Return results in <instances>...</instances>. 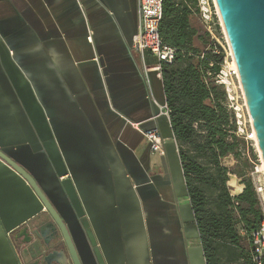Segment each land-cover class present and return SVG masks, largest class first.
I'll use <instances>...</instances> for the list:
<instances>
[{"label":"crops","instance_id":"0c3cea01","mask_svg":"<svg viewBox=\"0 0 264 264\" xmlns=\"http://www.w3.org/2000/svg\"><path fill=\"white\" fill-rule=\"evenodd\" d=\"M138 25V0H0V149L45 191L84 264H208L161 72L131 47ZM41 216L0 159V264H18L9 235Z\"/></svg>","mask_w":264,"mask_h":264},{"label":"trees","instance_id":"16d2710c","mask_svg":"<svg viewBox=\"0 0 264 264\" xmlns=\"http://www.w3.org/2000/svg\"><path fill=\"white\" fill-rule=\"evenodd\" d=\"M160 36L176 49L172 63H162V81L171 127L179 143L208 264H257L254 232L264 214L255 186L232 195L223 159L241 158L246 141L236 134L235 113L225 87L216 79L227 52L208 31L193 24L197 0H164ZM216 35L224 39L218 24ZM254 159L258 155L252 148ZM264 259V257H263ZM264 264V262H263Z\"/></svg>","mask_w":264,"mask_h":264},{"label":"water","instance_id":"95a60500","mask_svg":"<svg viewBox=\"0 0 264 264\" xmlns=\"http://www.w3.org/2000/svg\"><path fill=\"white\" fill-rule=\"evenodd\" d=\"M216 4L223 28L228 35L229 47L234 53V59L238 66L239 79H241L243 93L258 139L259 151L264 161V0H216ZM0 159L12 166L28 181L51 216L52 221L46 227L40 228L39 224L35 222L31 224V219H29L26 225L13 235L16 241L22 235L26 237L20 242L22 251L25 253L29 251L30 247H36V252L31 254L36 260L28 264H84L67 223L34 176L2 149H0ZM242 191L241 189L233 194L237 195ZM45 229L52 233L59 231L63 237L65 248L51 250L53 246L48 242V239L45 240V243L40 242L39 235L44 234ZM11 246L15 250L13 241H11ZM30 251L32 253V250Z\"/></svg>","mask_w":264,"mask_h":264},{"label":"built area","instance_id":"2783aa9c","mask_svg":"<svg viewBox=\"0 0 264 264\" xmlns=\"http://www.w3.org/2000/svg\"><path fill=\"white\" fill-rule=\"evenodd\" d=\"M163 2L164 0H138L139 25L137 32L133 36L134 39L132 43V48L136 49L141 55L142 67L145 69H154L159 72L162 71V63H172L176 56V49L173 46L171 47L168 44H165L163 38L160 36V21L163 17L164 10ZM197 5L199 18L203 23L205 30L213 35V37L223 46L220 37L216 35L217 25L219 24L221 28H223L216 0H197ZM89 39H91L90 36ZM147 57L156 60L153 67L148 65ZM221 65L222 68L216 79L219 83L224 85L226 95L228 96V106L235 113V124L237 125L236 134L246 141V145L240 147L241 155L250 162L252 161L254 164L259 161L263 164L261 156L254 159L252 154V148L254 151L258 148L257 139H255L256 132L254 124H252L250 111L247 107L246 97L243 93L238 71L234 65H228V55ZM234 76L239 82L240 91L237 89V83L236 80H234ZM165 108V112L169 114L167 106H165ZM133 124L135 126L139 125L138 123ZM144 136L147 142L150 143L153 152H164V142L160 128L145 129ZM254 169L255 170H252L250 175H254L256 172L258 173L261 171L258 164L254 166ZM252 182L255 186L257 198L259 199L264 214V182L259 178H253ZM253 250V260L257 264H263L264 218L259 228L254 232Z\"/></svg>","mask_w":264,"mask_h":264},{"label":"rangeland","instance_id":"374dc122","mask_svg":"<svg viewBox=\"0 0 264 264\" xmlns=\"http://www.w3.org/2000/svg\"><path fill=\"white\" fill-rule=\"evenodd\" d=\"M197 26L201 29L204 30V25L203 23L201 24L200 20H198V24ZM222 31V35L224 36V39L220 38L224 49L227 52L228 55V65H231L233 62V57H232V50H230L229 47V43L227 40V35L225 34L224 28H221ZM234 80H236L237 83V89L239 90V82L236 79V77L234 76ZM258 146V144H257ZM256 154H258V157H260V151L259 148H256L255 150ZM262 157V156H261ZM223 164L228 166L230 169L233 170V172H230V176H229V180H228V185L231 188V192L235 193L236 191H241L244 190L245 188V184H244V180L246 178H249L251 180H253V178L257 179H261L262 182H264V169H262V163L261 161L256 162L255 164L251 161H249L248 159H246L244 156H242L241 158H238L234 155H228L223 159ZM259 165V168L261 169L260 172H256L254 175H250L252 170L254 169V166ZM236 264H241V262H238Z\"/></svg>","mask_w":264,"mask_h":264},{"label":"flooded vegetation","instance_id":"af4514ba","mask_svg":"<svg viewBox=\"0 0 264 264\" xmlns=\"http://www.w3.org/2000/svg\"><path fill=\"white\" fill-rule=\"evenodd\" d=\"M49 217H50L49 219L48 218H45L43 216L36 217L34 219H31V224H33L35 222L36 224H39L40 228L41 227L44 228V227L47 226V224L49 222L52 221L50 214H49ZM25 225H26V223L23 226H20V227H18L16 229L12 230V233L9 235L10 236V243H11V241H13V245H14V248H15V250L13 249V251H15V255L17 257L18 264H20V263L21 264H28V263H31V262H33V261L36 260V258H33L31 256V254H33L34 252H36L35 251L36 247L35 248L30 247L29 248V251L27 253H25L24 251H22V246H21L20 242H22L23 240H25L26 237L24 235H22L16 241L15 240V237L13 236L14 234H16L18 232V230H20L21 228H23ZM56 233H52L49 230L45 229L44 230V234L42 233V234L39 235L40 236L39 241L42 242V243H45V240L48 239V242H50L51 243V246H53L51 250H53V249H64L65 248V245H64V242H63V237H62L61 234H59V231H57ZM55 238H58V239L56 240ZM30 250H32V253H31Z\"/></svg>","mask_w":264,"mask_h":264},{"label":"bare ground","instance_id":"6f19581e","mask_svg":"<svg viewBox=\"0 0 264 264\" xmlns=\"http://www.w3.org/2000/svg\"><path fill=\"white\" fill-rule=\"evenodd\" d=\"M224 31H225V29H224ZM225 34H226V32H225ZM227 40H228V35H227ZM231 50V49H230ZM234 56V53H233V51H232V57ZM234 58V57H233ZM232 65H234L235 66V68L237 69V71H238V66L236 65V62H235V59H233V63H232ZM238 74H239V71H238ZM255 139H257V136H255ZM257 144H258V139H257ZM258 148H259V145H258ZM261 156H262V154H261ZM262 169H264V161H263V165H262Z\"/></svg>","mask_w":264,"mask_h":264}]
</instances>
